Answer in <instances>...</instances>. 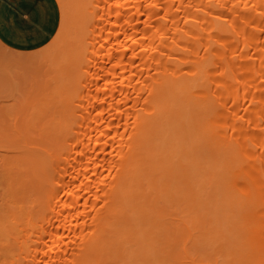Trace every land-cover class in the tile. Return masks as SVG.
<instances>
[{
    "label": "bare ground",
    "instance_id": "6f19581e",
    "mask_svg": "<svg viewBox=\"0 0 264 264\" xmlns=\"http://www.w3.org/2000/svg\"><path fill=\"white\" fill-rule=\"evenodd\" d=\"M57 2L0 45V264H264V0Z\"/></svg>",
    "mask_w": 264,
    "mask_h": 264
},
{
    "label": "crops",
    "instance_id": "0c3cea01",
    "mask_svg": "<svg viewBox=\"0 0 264 264\" xmlns=\"http://www.w3.org/2000/svg\"><path fill=\"white\" fill-rule=\"evenodd\" d=\"M60 23L57 0H0V45L13 51L31 52L43 48L55 36Z\"/></svg>",
    "mask_w": 264,
    "mask_h": 264
},
{
    "label": "rangeland",
    "instance_id": "374dc122",
    "mask_svg": "<svg viewBox=\"0 0 264 264\" xmlns=\"http://www.w3.org/2000/svg\"><path fill=\"white\" fill-rule=\"evenodd\" d=\"M60 11H61V8H60ZM61 15H62V11H61ZM1 53H2V49L0 48V56H1ZM1 75V74H0ZM1 83H2V79H1V77H0V85H1ZM4 93H8V92H4ZM4 93H0V96H2V97H4L5 96V94ZM6 97V96H5ZM5 97H4V100H5ZM7 98V97H6ZM8 98H11L12 99V97L11 96H9ZM6 99V101H2L3 100V98H1L0 97V109H3V110H5V107L6 106H8L9 105V103L11 102L10 100L11 99ZM3 112V111H2ZM1 148V147H0ZM2 149V148H1ZM0 153H2V154H4V151H3V149L2 150H0ZM2 173H3V171H2ZM3 175V174H2ZM3 179H4V177H2ZM5 180V179H4ZM3 180V181H4ZM3 181H1V182H3ZM4 185V184H3ZM2 186H0V188H1ZM5 189V188H4ZM2 190H3V188H2ZM4 191V190H3ZM0 196H1V192H0ZM0 214H2V215H0V216H2V217H0L1 219H0V221H3V219L2 218H4V216H3V213L2 212H0ZM1 223H3V222H1ZM3 224H0V226H2Z\"/></svg>",
    "mask_w": 264,
    "mask_h": 264
}]
</instances>
